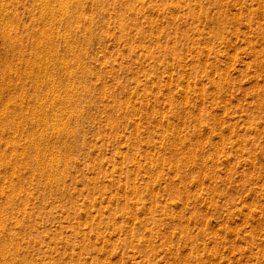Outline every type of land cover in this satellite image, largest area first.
Here are the masks:
<instances>
[{"label": "rangeland", "instance_id": "1", "mask_svg": "<svg viewBox=\"0 0 264 264\" xmlns=\"http://www.w3.org/2000/svg\"><path fill=\"white\" fill-rule=\"evenodd\" d=\"M30 1L1 0L0 264H264V0Z\"/></svg>", "mask_w": 264, "mask_h": 264}, {"label": "bare ground", "instance_id": "2", "mask_svg": "<svg viewBox=\"0 0 264 264\" xmlns=\"http://www.w3.org/2000/svg\"><path fill=\"white\" fill-rule=\"evenodd\" d=\"M6 1H7V0H6ZM9 1H10V0H9ZM12 1H14V0H12ZM31 1H32V0H31ZM31 1H30V2H31ZM36 1H37V0H36ZM45 1H47V0H45ZM51 1H52V0H51ZM56 1H57V0H55L54 2H56ZM60 1H61V0H60ZM64 1H65V0H63V2H64ZM69 1H70V0H69ZM86 1H88V0H84V2H86ZM16 2H17V1H16ZM16 2H15V3H16ZM58 2H59V0H58ZM61 2H62V1H61ZM61 2H60V3H61ZM67 2H68V1H67ZM73 2H74V1H73ZM73 2H72V3H73ZM3 3H5V2H3ZM13 3H14V2H13ZM20 3L22 4V2H20ZM44 3H45V2H44ZM44 3L42 2V0H39V1H37V3H36L35 5H37L36 7L38 8V10L40 9V14H39V13H37V14H39L40 17H43L44 19L46 18V20H47V17H46V16H48V15L51 16L50 12H51L52 10H50L49 7L47 6L48 1H47L45 4H44ZM50 3H51V2H50V0H49V3H48V4H50ZM52 3H53V1H52ZM56 3H57V2H56ZM56 3H54V4H56ZM5 4H8V3L6 2ZM65 4H67L66 1H65ZM82 4H83V3H80V1H78V2L75 1V3L73 4L74 7H75V10L82 9ZM35 5H34V6H35ZM56 5H57V4H56ZM58 5H59V3H58ZM67 5H68V4H67ZM6 6H8V5H6ZM13 6H14V5H13ZM13 6H12V7H13ZM22 6H23V5H22ZM50 6H51V5H50ZM53 6H55V5H52V7H53ZM60 6H61V4H60L58 7H60ZM87 6H88V5H87ZM20 7H21V6H20ZM55 7H56V11H57V6H55ZM66 7H67V6H66ZM66 7H65V6L61 7V8H62V10H61L62 13L58 10L59 13H61V16H62V14H64V15L67 17L68 12H69L68 9H69L70 6L67 7V9H66ZM13 8H14L13 10H16L15 6H14ZM50 8H51V7H50ZM7 9H10V8L7 7ZM31 10H32V9H31ZM38 10H37V11H38ZM54 10H55V9H54ZM54 10H53V11H54ZM66 10H67V11H66ZM8 12H11V11H8ZM12 12H13V13H16L15 11H12ZM12 12H11V13H12ZM19 12H20V11H19ZM21 12H22V11H21ZM54 12H55V11H54ZM77 12H78V11H76L75 16H73V23L75 22L74 20H77V21H78V20H80L81 17H82L81 13H78V14H77ZM51 13H52V12H51ZM65 13H66V14H65ZM73 13H74V11H73ZM91 13H92V12H91ZM32 14H33V13H32ZM69 14H70V12H69ZM83 14H84V13H83ZM5 15H6V16H5ZM7 15H9V13L6 14V8H5V5L2 4V3H1V0H0V40L4 41V42H6V43L8 42V44L11 45V46L9 45L10 48L13 49V50H15L18 46H17V45L14 46L13 39H14V38H15V39H16V38H19L18 35H19L20 33L17 34V35H15V34L12 35V34H11L12 29H13L14 27H16V26H15V16H14V15H11V16L9 15L10 17L7 18ZM52 15H55V14H52ZM27 16H28V15H27ZM50 16H49V17H50ZM58 16H60V15L58 14ZM36 17L39 18L38 15H37ZM53 17H54V16H53ZM6 18H7V19H6ZM18 18H19V17H18ZM18 18H17V19H18ZM43 18H40V19H43ZM57 18H58V17H57ZM22 19H23V18H22ZM35 19H36V18H34V22H35V25H36V22H37V21H35ZM49 19H50V18H49ZM51 19H53L52 21H54V20L56 19V16H55V19H54V18H51ZM60 19H61V18H60ZM88 19H90V18H88ZM32 20H33V19H32ZM82 20H83V19H82ZM47 21H48V20H47ZM47 21H45V22H47ZM52 21H50V22H52ZM56 21L58 22L57 19H56ZM64 21H65V20H64ZM87 21H88V20H87ZM34 22H31V23H34ZM45 22H44V23H45ZM82 22H83V21H82ZM22 23H23V22H22ZM44 23H43V24H44ZM53 23H55V22H53ZM61 23H63V21H61ZM37 24H38V23H37ZM40 24H41V23H40ZM43 24H41V25H42L41 27H44ZM68 24H69V23H68ZM76 24H77V23H76ZM21 25H22V24H21ZM33 25H34V24H33ZM33 25H32V26H33ZM51 25H52V24H51ZM54 25L57 26V24H54ZM32 26H31V28H34V27H32ZM46 26H48V25H46ZM52 26H53V25H52ZM48 27H49V26H48ZM69 27H70V26H69ZM76 27H77V25H76ZM51 28H52V27H51ZM51 28H45V27H44L43 30H40V31L38 30V31H39V33H41L42 35H45L44 37H46V35H47V38L49 39V37H50L53 33L56 32L55 30H53V31H55V32L52 31V32H53V33H52V32H51ZM53 28H55V26H54ZM53 28H52V29H53ZM57 28H58V27H57ZM36 29H38V25H37V28H36ZM55 29H56V28H55ZM35 31H37V30H35ZM38 31H37V34H38ZM15 32H16V31H15ZM15 32H14V33H15ZM31 32H32V31H31ZM33 32H34V30H33ZM57 32H58V31H57ZM72 32H73V31H72ZM35 33H36V32H35ZM63 33H64V32H63ZM21 34H22V33H21ZM37 34H36V35H37ZM57 34H59V33H57ZM66 34H67V33H66ZM33 35H34V34H33ZM55 35H56V34H55ZM16 36H18V37H16ZM40 36H41V35H40ZM52 36H53V35H52ZM61 36H62V34H61ZM65 36L67 37V35H65ZM53 37H54V36H53ZM66 37H64V39H65ZM38 38H39V37H38ZM50 38H51V37H50ZM55 38H56V36H55ZM57 38H58V37H57ZM36 39H37V37L35 38V40H36ZM48 39H47V40H48ZM53 39H54V38H53ZM61 39H62L63 42H64V39H63V38H61ZM17 40H18V39H17ZM19 40H20V39H19ZM33 40H34V39H33ZM43 40H46V39L43 38ZM51 40H52V39H50L49 42H47V43L44 42V41H43V42H44V44H48V43L51 42ZM55 40H56V39H55ZM2 41H1V44H2ZM36 41H38V40H36ZM52 41H53V40H52ZM4 42H3V43H4ZM15 42H16V40H15ZM38 42H39V43H38ZM38 42H37L38 44H36V45L34 46L35 48H34V49L32 48V49H33V52H30V53H33L34 58L40 60L39 62H41V59H40L41 56H39V55H40V54H39V51H41V50L38 51V49H40V48H38V46L40 47L39 44H40L41 42H40V40H39ZM53 42H55V41H53ZM68 42H69V41H68ZM23 43L25 44L24 40H23ZM29 43H30V42H29ZM65 43H66V42H65ZM65 43H64V44H65ZM8 44H7V46H8ZM18 44H19V43H18ZM30 44H31V43H30ZM67 44H68V43H67ZM31 45H34V44H31ZM42 45H43V44H42ZM3 46H4V45H3ZM19 46H20V45H19ZM24 46H25V45H24ZM47 46H48V45H47ZM47 46H46V47H47ZM50 46H51V45H50ZM57 46H58V45H57ZM57 46H56V47H57ZM65 46H67V45H65ZM65 46H64V47H65ZM68 46H69V45H68ZM79 46H80V45H79ZM36 47H37V48H36ZM43 47H44V45H43ZM54 47H55V46H54ZM6 48H7V47H6ZM44 48H45V47H44ZM44 48H43V49H44ZM67 48H69V47H67ZM8 49H9V47H8ZM22 49H23V45H22ZM29 49H30V48H28V50H29ZM43 49H42V50H43ZM56 49H57V48H55V50H56ZM69 49H70V48H69ZM71 49H72V48H71ZM3 50H4V49H3ZM9 50H10V49H9ZM44 50H45V49H44ZM47 50H49V48L46 49L45 51L48 52ZM55 50H54V51H55ZM4 51H5V50H4ZM7 51H8V50H6V52H7ZM29 51H30V50H29ZM56 51H57V50H56ZM59 51H60V49H59ZM69 51H70V50H69ZM71 51H72V50H71ZM20 52H21L20 50H19L18 53L15 52L16 54L19 55V56H17V57H19V59H20V56H23V54L20 53ZM22 52H23V50H22ZM42 52H44V51H42ZM64 52H66V51H64ZM64 52H63V53H64ZM67 52H68V50H67ZM67 52H66V53H67ZM4 53H5V52H4ZM8 53H10V51H9ZM51 53H52V52H51ZM55 53H56L57 55H59L57 52H55ZM55 53H54V54H55ZM1 54H2V53H1ZM26 54H28V52H27ZM43 54H44V53H43ZM47 54H48V56H50L49 53H47ZM67 54H68V53H67ZM67 54H66V55H67ZM4 55H5V54H4ZM4 55H2V56H4ZM29 55H30V54H29ZM41 55H42V54H41ZM0 56H1V55H0ZM27 56H28V55H27ZM30 56H31V55H30ZM45 56H46V54H45ZM54 56H55V55H54ZM62 56H63V55H62ZM28 57H29V56H28ZM46 57H47V56H46ZM51 57H53V54H52ZM51 57H50V58H51ZM24 58H25V57H24ZM50 58H47L46 61H47V62L50 61V60H49ZM2 59H3V57H1V62H2ZM7 59H8V57H7ZM9 59H10V58H9ZM9 59H8V60H9ZM15 59H16V58H15ZM22 59H23V58H22ZM26 59H27V58H26ZM36 59H35V60H36ZM43 59H44V57H43ZM43 59H42V60H43ZM45 59H46V58H45ZM64 59H65V58H64ZM4 60H6V57H5ZM24 60H25V59H24ZM27 60H28V59H27ZM29 60H30V57H29ZM32 60H34V59L32 58ZM35 60H34V61H35ZM51 60H52V59H51ZM6 61H7V60H6ZM6 61H4V62H6ZM34 61H30L32 64H29L30 62L28 63V62H26V61H23V63H24L23 65H25L26 67L28 66V68H29V67L34 68V67H32ZM18 62H19V61H18ZM35 62H37V61H35ZM58 62H59V60H58ZM60 62H64V61L62 60V61H60ZM11 63H12V62H11ZM13 63H14V61H13ZM42 63H43V62H42ZM64 63H65V62H64ZM69 63H70V62H69ZM0 64H1V63H0ZM8 64H9V63H8ZM19 64H21V63H19ZM36 64H37V63H35L34 65H36ZM50 64H51V63H50ZM61 64H63V63H61ZM61 64L59 63V65H61ZM3 65H5V64H3ZM3 65H2V67H3ZM11 65H12V64H11ZM15 65L17 66V68H18V67L20 68V66L17 65L16 63H15ZM15 65L13 64V66H14L13 69L16 68ZM37 65H38V64H37ZM43 65H44V64H43ZM43 65H42V67H43ZM53 65H54V64H53ZM53 65H52V67H53ZM55 65H56V64H55ZM55 65H54V66H55ZM0 66H1V65H0ZM5 66H7V65H5ZM44 66H45V65H44ZM47 66L50 68V70H52L51 67H50L49 65H47ZM47 66H45L44 68H46ZM57 66H58V64H57ZM63 66H64V65H63ZM65 66H66V65H65ZM23 67H24V66H23ZM23 67H22V70L25 69V68L23 69ZM39 67L41 68V66H39V65H38L36 68H39ZM61 67H62V66H61ZM66 67H67V66H66ZM19 68H18V69H19ZM36 68L32 69V70H34V73H35V69H36ZM44 68H43V70H44ZM49 68H48V69H49ZM58 68H60V67H58ZM63 68H64V67H63ZM63 68H62V70H63ZM0 69H1V73H0V75L2 74V77H3V75H5V71H7L8 69H7V67H5V68H0ZM11 69H12V67H11ZM13 69H12V70H13ZM64 69H65V68H64ZM16 70H17V69H16ZM41 70H42V69H41ZM45 70H46V69H45ZM45 70H44V71H45ZM53 70H54V69H53ZM8 71H9V70H8ZM8 71H7V72H8ZM18 71H19V70H18ZM18 71H15V72H18ZM30 71H31V70H30ZM30 71H29V74H30ZM63 71H64V70H63ZM10 72H11V71H10ZM13 72H14V71H13ZM41 72H42V71H41ZM46 72H47V71H46ZM21 73H23V72L21 71ZM31 73H32V72H31ZM38 73H39V74H42V73H40V72H38ZM43 73H44V72H43ZM6 74H7V73H6ZM11 74H12V72H11ZM27 74H28V73H27ZM29 74H28V75H29ZM45 74L47 75L48 73H45ZM46 75H44V76L46 77ZM5 76H6V75H5ZM5 76H4V78H5ZM22 76H23V75L20 76V79L23 78ZM26 76H27V75H26ZM8 77H9V79H10V75L8 76V74H7V78H5L6 81H7ZM17 77H18V76H17ZM24 77H25V76H24ZM48 77L51 78V76H48ZM48 77H47V78H48ZM50 78H49V79H50ZM9 79H8L7 82L10 83V85H11L12 82H11ZM11 79H12V78H11ZM15 79H16V78H15ZM20 79H19V80H20ZM1 80H2V83H4L5 80H4V81H3V79H1ZM16 80H17V79H16ZM44 80H45V79H44ZM50 80H53V79L51 78ZM9 81H10V82H9ZM34 81H35V80H34ZM34 81H33V83H34ZM47 81H48V80H47ZM54 81H55V80H54ZM54 81H51L52 84L49 83L48 85H50V86H51V85H54V84L56 83V82H54ZM58 81H59V80H58ZM19 82H21V81H19ZM19 82H18V83H19ZM38 82H39V81H38ZM49 82H50V81H49ZM53 82H54V84H53ZM42 83H43V82H42ZM67 83H68V82H67ZM5 84H6V82H5ZM5 84H4V86H5ZM12 84H13V83H12ZM22 84H23V83H22ZM35 84L38 85V83H35ZM35 84H34V85H35ZM56 84H57V83H56ZM56 84H55V85H56ZM2 85H3V84H2ZM6 85H9V84H6ZM32 85H33V84H32ZM48 85H47V86H48ZM55 85H54V86H55ZM0 86H1V85H0ZM16 86H17V85H16ZM19 86H20V85H19ZM22 86H23V85H22ZM44 86H45V85H44ZM50 86H48L47 88H49ZM56 86H57V85H56ZM33 87H34V86H33ZM38 87H39V86H38ZM38 87H37V88H38ZM6 88H7V87L5 86V89H6ZM9 88H10V87H9ZM9 88H8V89H9ZM24 88H25V87H24ZM45 88H46V86H45ZM47 88H46V89H47ZM50 88H52V87H50ZM61 88H62V87H61ZM1 89H2V88H1ZM27 89H28V88H27ZM39 89H40V88H39ZM53 89H55V87H54ZM6 90H7V89H6ZM51 90H52V89H50L49 91H51ZM58 90H59V89H58ZM1 91H2V90H1ZM4 91H5V90H4ZM17 91H18V90H17ZM33 91H34V90H33ZM35 91H36V90H35ZM49 91H48V92H49ZM52 91L54 92V90H52ZM52 91H51V92H52ZM56 91H57V90L55 89V92L53 93V94H54L53 96H55V95L57 94ZM5 92H6V91H5ZM18 92H19V94H20V91H18ZM22 92H24V91L22 90ZM37 92H38V91H37ZM51 92L49 93L50 95H51ZM64 92H65V91H64ZM33 93H34V92H33ZM44 93H45V92L43 91V94H44ZM58 93H59V92H58ZM3 94H4V93H3ZM10 94H12V97H13V92L10 93ZM10 94H9V93H8V95L6 94V97L9 96ZM64 94H65V93H64ZM44 95H46V93H45ZM50 95H49V96H50ZM0 96H1V93H0ZM57 96L59 97V94H57ZM60 96H61V93H60ZM4 97H5V96H4ZM6 97H5V98H6ZM17 97H18V95H17ZM23 97H24V96H23ZM36 97H37V96H36ZM45 97H46V96H45ZM55 97H56V96H55ZM0 98H2V97H0ZM40 98H41V96H40ZM40 98H39V99H40ZM48 98H50V97H48ZM60 98H61V97H60ZM7 99H8V97H7ZM11 99H12V98H11ZM39 99H38V100H39ZM43 99H44V97L41 98V100H43ZM46 99H47V97H46ZM50 99L52 100V98H50ZM50 99H49V100H50ZM54 99H55V98H54ZM58 99H59V98H58ZM58 99H57V100H58ZM3 100H4V99H3ZM13 100H14V99H13ZM6 101H7V100H6ZM6 101H5V102H6ZM8 101H9V99H8ZM8 101H7V102H8ZM55 101H56V100H55ZM0 102H2V100H1ZM13 102H14V101H13ZM36 102H37V101H36ZM46 102H48V100H47ZM49 102H50V101H49ZM52 102H53V101H52ZM58 102H59V100H58ZM10 103H11V101H10ZM41 103H43V102H39V104H37V105H38V106H40V105L42 106ZM24 104H25V103H24ZM0 105H1V104H0ZM26 105H27V104H26ZM43 105H44V104H43ZM54 105H55V103H54ZM19 106H20V105H19ZM24 106H25V105H24ZM34 106H35V105H34ZM38 106H37L36 111H35V113H36L37 115H38V113L43 112L42 108L44 107V106H43V107L38 108ZM1 107H2V106H1ZM1 107H0V108H1ZM5 107H6V106H5ZM25 107H26V106H25ZM28 107H29V106H28ZM35 107H36V106H35ZM3 108H4V106L2 107V109H3ZM6 108H7V107H6ZM9 108H10V107H9ZM33 108H34V107H33ZM19 109H20V108H19ZM3 110H4V109H3ZM30 110H31V109H30ZM34 110H35V109H34ZM44 110H45V109H44ZM6 111H7V109H6ZM6 111H3V112H6ZM24 111H25V110H24ZM18 112H19V111H18ZM50 112H51V111H50ZM68 112H69V111H68ZM0 113L2 114V112H0ZM53 113H54V112H53ZM53 113H52V115H53ZM65 113H66V112H65ZM1 114H0V117H1ZM6 114H7V113H6ZM12 114H13V113H12ZM22 114H23V113H22ZM2 115H3V114H2ZM7 115H10V114H7ZM27 115H28V114H27ZM29 115H30V114H29ZM40 115H41V114H40ZM40 115H39V116H40ZM55 115H56V114H55ZM24 116H25V115L23 114V117H24ZM32 116H33V115H32ZM44 116H45V115H44ZM10 117H11V115H10ZM20 117H22V116H20ZM52 117H53V116H52ZM24 118H26V117H24ZM31 118H32V117H31ZM39 118H40V117H39ZM5 119L7 120L6 116H5ZM10 119H11V118H10ZM13 119H14V118H13ZM2 120H3V119L1 118V121H2ZM6 120H4V121H6ZM35 120H36V119H35ZM42 120H43V119H42ZM50 120H51V119H50ZM9 121L12 122L13 120H9ZM14 121H15V120H14ZM18 121H19V118H18ZM29 121H30V120H29ZM29 121H28V123H29ZM33 121H34V120H33ZM23 122H24V121H23ZM1 123H2V122H1ZM5 123H6V122H5ZM18 123H19V122H18ZM42 123H44V122L42 121ZM48 123H49V122H48ZM11 124H12V123H11ZM11 124H10V126H12ZM15 124H16V122H15ZM33 124L36 125V123H33ZM50 124H51L50 126H53L52 124H54V123H52V121H51ZM13 125H14V124H13ZM19 125H20V124H19ZM29 125H30V124H29ZM35 125H34V126H35ZM37 125H38V124H37ZM39 125H40V124H39ZM43 125H44V124H43ZM1 126H2V125H1ZM3 126H5V124H4ZM3 126L0 127V128L3 129ZM10 126H9V128H11ZM23 126H24V125H23ZM13 127H14V126H13ZM21 127H22V126H21ZM44 127H45V126H44ZM6 128H7V127H5V130H6ZM15 128H16V126H15ZM17 128H18V127H17ZM37 128H38V127H37ZM41 128H42V127H41ZM51 128H52V127H51ZM58 128H59V127H58ZM61 128H62V127H61ZM19 129H20V128H19ZM22 129H23V128H22ZM39 129H40V128H38V130H39ZM9 130H10V129H9ZM11 130H13V129H11ZM16 130H17V129H16ZM30 130H31V129H30ZM33 130H34V129H33ZM0 131H1V130H0ZM13 131H15V130H13ZM13 131H12V132H13ZM34 131H35V130H34ZM34 131H33V132H34ZM40 131H41V130H40ZM12 132H11V133H12ZM29 132H30V131H29ZM13 133H14V132H13ZM34 133H35V132H34ZM39 133H46V129H45V131H43V132H39ZM39 133H38V134H39ZM0 134H1V132H0ZM30 135H31V134H29V136H30ZM54 135H55V134H54ZM11 136H12V134H11ZM11 136H10V138H11ZM37 136H38V135H37ZM44 136H45V135H44ZM31 137H32V136H31ZM41 137H43V136L41 135ZM3 138H4V137H3ZM26 138H27V137H26ZM34 138L36 139L37 137H34ZM43 138H44V137H43ZM4 139H5V138H4ZM4 139H3V140H4ZM12 139H14V138H12ZM18 139H19V138H18ZM27 139H28V138H27ZM27 139H26V141H28ZM35 139L31 138V141H34V142H35V141H38V140H35ZM45 140H46V139H45ZM8 141H10V140L8 139ZM42 141H44V139H43ZM51 141H52V140H51ZM34 142H33V143H34ZM44 142H45V141H44ZM52 142H53V141H52ZM60 142H61V141H60ZM4 143H5V142H4ZM11 143H13L12 140H11L10 144H11ZM26 143H27V142H26ZM39 143H40V142H39ZM1 144H3V142H1ZM31 144H32V143H31ZM36 145H37V144H36ZM3 146H4V144H3ZM3 146H2V147H3ZM5 146H7V145H5ZM33 146H34V144H33ZM33 146H32V148H33ZM40 147H41V146H40ZM6 148H7V147H6ZM36 148H37V147H36ZM0 149H1V148H0ZM4 149H5V147H4ZM8 149H9V148H8ZM12 149H13V148H12ZM12 149H11V152H13ZM39 149H41V148H39ZM56 149H57V148H56ZM41 150H42V149H41ZM43 150L45 151V149H43ZM8 151H9V150H8ZM35 151H36V150H35ZM38 151H39V150H38ZM9 152H10V151H9ZM14 152H15V151H14ZM39 152H40V151H39ZM40 153H41V152H40ZM21 154H22V153H21ZM46 154H47V153H46ZM3 155H4V154H3ZM48 156H49V155H48ZM32 157H33V156H32ZM35 159H36V158H35ZM50 159H51V158H50ZM50 159H49V160H50ZM56 160H57V159H56ZM56 160H55V161H56ZM52 161H53V160H52ZM36 162H37V161H36ZM38 162H39V161H38ZM40 162H41V161H40ZM50 162H51V161H49V163H50ZM26 164H27V163H26ZM27 165H28V164H27ZM48 165H49V164H48ZM2 166H3V165H2ZM11 166H12V165H11ZM16 170H17V169H16ZM6 175H7V174H6ZM15 175H16V174H15ZM8 176H9V175H8ZM2 177H3V176H2ZM10 177H11V176H10ZM4 181H5V180H4ZM7 181H8V180H7ZM1 182H2V181H1ZM17 187H18V186H17ZM1 189H2V188H1ZM8 193H9V192H8ZM9 194H10V193H9ZM24 194H25V193H24ZM3 195H4V194H3ZM5 202H6V201H5ZM1 210H2V209H1ZM1 212H2V211H1ZM19 263H20V262H19Z\"/></svg>", "mask_w": 264, "mask_h": 264}]
</instances>
